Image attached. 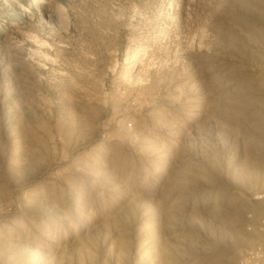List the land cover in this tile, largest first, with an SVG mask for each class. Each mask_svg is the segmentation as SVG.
Masks as SVG:
<instances>
[{
    "label": "rangeland",
    "instance_id": "obj_1",
    "mask_svg": "<svg viewBox=\"0 0 264 264\" xmlns=\"http://www.w3.org/2000/svg\"><path fill=\"white\" fill-rule=\"evenodd\" d=\"M263 230L264 0H0V264H241Z\"/></svg>",
    "mask_w": 264,
    "mask_h": 264
},
{
    "label": "built area",
    "instance_id": "obj_2",
    "mask_svg": "<svg viewBox=\"0 0 264 264\" xmlns=\"http://www.w3.org/2000/svg\"><path fill=\"white\" fill-rule=\"evenodd\" d=\"M264 232V230H263ZM241 264H264V244L250 250L241 258Z\"/></svg>",
    "mask_w": 264,
    "mask_h": 264
},
{
    "label": "bare ground",
    "instance_id": "obj_3",
    "mask_svg": "<svg viewBox=\"0 0 264 264\" xmlns=\"http://www.w3.org/2000/svg\"><path fill=\"white\" fill-rule=\"evenodd\" d=\"M27 11H28V10H23L22 12H23V13H26Z\"/></svg>",
    "mask_w": 264,
    "mask_h": 264
}]
</instances>
